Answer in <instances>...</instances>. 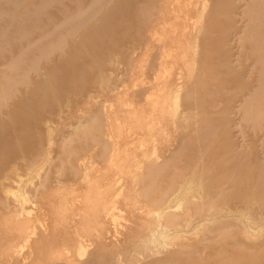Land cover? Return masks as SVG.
Listing matches in <instances>:
<instances>
[{"label":"rangeland","instance_id":"rangeland-1","mask_svg":"<svg viewBox=\"0 0 264 264\" xmlns=\"http://www.w3.org/2000/svg\"><path fill=\"white\" fill-rule=\"evenodd\" d=\"M16 1L0 0V181L11 169L21 183L1 181L0 264H264V98L250 96L261 66L245 6L258 0H153L149 21L136 0L133 18L91 29L110 1L73 33L63 20L103 0Z\"/></svg>","mask_w":264,"mask_h":264},{"label":"bare ground","instance_id":"bare-ground-1","mask_svg":"<svg viewBox=\"0 0 264 264\" xmlns=\"http://www.w3.org/2000/svg\"><path fill=\"white\" fill-rule=\"evenodd\" d=\"M77 2H76V5L75 6H79L80 5V1L79 0H76ZM110 1H112L113 2V7H112V9H111V11L109 12H107V13H102L101 14V17L99 18L100 19V23H99V25H95V26H93V27H90L91 29H94V28H97L99 31H104L105 29H110V28H112V27H114V26H116V27H119V26H117V25H119L120 23H122V21H127V19H131V18H133V15H135V13H134V10H133V6H134V4H135V2H136V0H103L102 1V3L100 4V5H97V6H95V9H94V14L93 15H91V16H87L86 15V19L85 20H83V19H81V16L82 15H84L85 14V12L84 11H75L73 14H71L69 17H66L64 20H63V22L64 23H66L68 26H69V30L68 31H70V33H73V32H76V30L78 29V28H80L81 26H84L85 25V23L86 22H88V21H90V19H92L93 17L95 18V14H97L99 11H100V9H101V6L103 5V4H105V3H107V2H110ZM152 1L153 0H150L149 1V3H148V6L146 7V9H145V13L147 14V16L146 17H148L149 16V18L147 19L148 21L151 19V17H152V15H151V13H150V11L152 10V6H153V3H152ZM162 1H164V0H162ZM11 2H12V4L14 5V7H16L17 6V4H18V2L16 1V0H11ZM45 2H46V0H42L40 3H39V5L40 6H43L44 4H45ZM162 3V2H161ZM248 3V2H247ZM258 5H256V4H252V3H250V5H249V3H248V6L247 5H245L246 6V8H248L249 9V22L252 24V25H250L249 26V29L250 30H255V29H257V32H256V35H254V41H255V45H253V47H252V51H251V55H254L253 53H256L257 54V58H256V60H257V62L258 63H260V66H261V75H260V86H259V89L256 91V92H253V93H251L250 94V96L252 97V99H255V98H261V97H263L264 98V39H263V37H262V39H261V34L260 33H258L259 31H258V27H260V26H262V25H264V0H258L257 2H256ZM74 4V3H73ZM203 5H204V3H202ZM231 4H232V2H231ZM20 5V4H19ZM196 4H193V8H196ZM202 6V5H201ZM205 6V5H204ZM203 6V7H204ZM19 7H21V6H19ZM72 7V6H71ZM80 7V6H79ZM158 7H159V5H158ZM198 7V6H197ZM256 7H260V9H262L263 10V12L262 13H259V12H255L254 14H252V11H253V9H254V11H255V8ZM64 8H66V6H64ZM170 8V7H169ZM193 8H191V9H188L187 10V14H189V15H191V14H193V13H197V10L196 9H193ZM74 9V8H73ZM80 8H78L77 10H79ZM159 9H161V8H159ZM202 9V10H201ZM200 10L201 11H203V8H201ZM70 9H68V11H69ZM172 10V9H171ZM154 11V10H153ZM215 11H216V9H215ZM125 12V13H124ZM205 12H206V10H205ZM210 12H213L212 10L210 11ZM21 13V12H20ZM27 13L28 14H31V12H28L27 11ZM63 13V12H62ZM66 13V12H65ZM208 13H209V11H208ZM243 13V12H242ZM40 14V11L37 9L36 11H34V15L37 17L38 15ZM49 14V13H48ZM124 14V15H123ZM153 14V13H152ZM213 14V16H217L219 13H212ZM215 14V15H214ZM221 14V13H220ZM122 15H123V17H122ZM155 15H156V13H155ZM240 15H241V13H240ZM24 16H27V15H24ZM162 16V15H161ZM160 16V18H161V20H163L162 19V17ZM186 16V15H185ZM202 16V15H201ZM49 17V16H48ZM47 17V18H48ZM51 17V16H50ZM212 17V16H211ZM228 17V16H227ZM121 18H122V21H121ZM153 18V17H152ZM159 15H157V16H155V20H157V22L159 21ZM187 18V17H186ZM190 18H191V16H190ZM210 18V17H209ZM214 18V17H213ZM217 18V17H216ZM52 19V18H51ZM54 19V18H53ZM80 19V20H79ZM211 19V18H210ZM36 20V19H35ZM40 20V19H39ZM59 20V19H58ZM81 20H83V24H80V21ZM189 20V19H188ZM214 20V19H213ZM247 20H248V18H247ZM246 20V21H247ZM14 21V20H13ZM153 22H154V20H152ZM187 21V20H186ZM215 21H216V19H215ZM54 22V21H53ZM74 22H76V23H74ZM152 23V22H151ZM161 23V22H160ZM163 23H166V22H162V24ZM186 23V22H185ZM6 24H8V23H6ZM55 24V23H54ZM155 24V23H154ZM208 24H210V23H208ZM2 25V24H1ZM5 25V24H4ZM37 25V24H36ZM121 25V24H120ZM193 26H195V21H194V23H193ZM207 26V25H206ZM209 26V25H208ZM153 27V26H152ZM158 27V26H157ZM214 28L215 27V23L214 24H210V26L208 27V28H206L205 29V31H202L204 34H206L208 31L210 32V30H208V29H210V28ZM150 28V27H149ZM193 28V27H192ZM195 28V27H194ZM0 29H1V32L2 33H6V30H7V27L6 26H1L0 27ZM201 29L203 30L204 28H202V26H201ZM216 29V31H218L217 30V28H215ZM150 30V29H149ZM157 30V29H156ZM200 30V29H199ZM48 31V30H47ZM112 31H114V29H112ZM151 31V30H150ZM155 31V30H154ZM215 31V32H216ZM27 31L25 30L24 31V33H26ZM52 32V34L53 33H55V31H51ZM107 32H109V31H106V32H103V33H107ZM115 32V31H114ZM153 32V31H152ZM196 32V31H195ZM208 32V33H209ZM44 33V32H43ZM21 34V33H20ZM258 34V35H257ZM22 35V34H21ZM86 36H88L89 35V30H88V32L85 34ZM103 34H101V36H102ZM153 35H154V33H153ZM45 37H46V35H44ZM181 36H183V38H184V43L186 42V37H185V35H182L181 34ZM192 36H193V38H192ZM103 37V36H102ZM252 38V37H251ZM191 43H193V42H195L197 39H196V36L195 35H191ZM159 41V40H158ZM162 42V41H161ZM197 42L198 41H196V46H197ZM222 42V41H221ZM210 43V42H209ZM253 43V42H252ZM222 44H223V42H222ZM184 45L185 44H180V46H181V48L182 47H184ZM194 45V44H193ZM160 46V45H159ZM164 46V45H163ZM200 46V45H199ZM198 46V47H199ZM213 46H215V45H213ZM240 46V45H239ZM52 47V46H51ZM194 47V46H193ZM192 47V48H193ZM164 48V47H163ZM201 48H203V56L204 57H207V59L206 58H204V60H202V63H200V66L201 67H204V68H207L208 67V64H210L209 63V61H208V64L206 65V60H211V58L213 57V55H211V50L210 49H212L211 48V46H206V44H204V45H202V47ZM214 48V47H213ZM50 49V48H49ZM217 49V48H216ZM194 50V49H193ZM209 50H210V52H209ZM213 50V49H212ZM24 51L25 50H21V52H20V54H24ZM195 51V53H196V49L194 50ZM202 51V50H201ZM246 51V50H245ZM44 52H46V47H42L41 48V53H44ZM182 53H183V55H186L187 53H186V51L184 50V49H182V51H181ZM217 52V51H216ZM253 52V53H252ZM194 53V52H193ZM202 53V52H201ZM208 53L210 54V56H212L211 58H209L210 56L208 55ZM19 54V55H20ZM162 54V53H161ZM164 54V53H163ZM19 55L17 56V58H11L10 59V61H9V64H8V68L9 69H11V70H14V69H17V67H15L16 66V64L18 63V61H19V59L18 58H20L19 57ZM205 55H207V56H205ZM163 56V55H162ZM200 56H201V54H200ZM158 57H159V54H158ZM161 58H163V57H161ZM160 58V59H161ZM206 59V60H205ZM32 60V62H33V64H35L36 63V60H34V59H31ZM216 60V59H215ZM254 60L255 59H253V62H254ZM183 61L184 62H186V63H188V59L187 58H185V57H183ZM161 62V61H160ZM194 62V61H193ZM221 63V62H220ZM235 63H236V60H235ZM165 64V63H164ZM218 64H219V62H218ZM226 64V63H225ZM239 63H237L236 65H238ZM210 65H212V64H210ZM250 66V65H249ZM163 67V66H162ZM34 68H35V66H34ZM57 68V67H56ZM56 68H54V70L56 69ZM160 68V67H159ZM204 68H203V70H204ZM158 69V68H157ZM209 69V68H208ZM215 68H213L212 70H214ZM157 71V70H156ZM156 71H154V72H156ZM215 71V70H214ZM207 74V70H204V71H201L200 73H199V75H202L203 77L205 76ZM215 74V73H214ZM260 74V73H259ZM154 76H155V74H154ZM157 76V75H156ZM195 76V75H194ZM198 76V75H197ZM207 76V75H206ZM52 77H53V75H52ZM199 77V76H198ZM168 78V77H167ZM179 78H180V76H179ZM182 78V77H181ZM202 78V77H201ZM171 79H173V78H171ZM203 80H204V78H203ZM202 80V81H203ZM214 80V79H213ZM199 82V80H197L196 79V82ZM202 81H200V82H202ZM197 82V83H198ZM160 83V82H159ZM177 85H178V83H177ZM179 85H181V84H179ZM178 85V87H180ZM159 86H161V85H159ZM201 86V85H200ZM160 88V87H159ZM186 89V88H185ZM192 91L191 92H193V89H191ZM190 92V93H191ZM177 93H179V92H177ZM209 93V92H208ZM178 95V94H177ZM249 95V94H248ZM192 97V96H191ZM194 102V101H193ZM255 107V106H254ZM255 109V108H254ZM243 116H246V115H243ZM206 123V122H205ZM208 123H206V125H207ZM214 130V129H213ZM0 141H1V136H0ZM68 151H70V150H68ZM217 160V159H216ZM225 162V161H224ZM233 164H235V162L233 163ZM232 164V165H233ZM154 165V164H153ZM231 165V166H232ZM238 165V166H237ZM237 165H233V167L231 168V170H227L228 172H227V174H226V168H222L221 170H222V172H223V174H225L226 175V178H227V180H229V181H231V179H233V178H237V176H239V175H237V174H240V173H242V172H240V167H239V164H237ZM152 165H149V167H151ZM230 166V167H231ZM154 167V166H153ZM239 167V168H238ZM11 168H13V166L11 167ZM165 168V167H164ZM10 169V168H9ZM156 169V168H155ZM229 169V168H228ZM239 170V172L240 173H238L237 171ZM7 172H4L5 174H3V177H1L2 178V180L3 181H6V182H8V181H17V179H16V177H11V175L12 174H10L11 172H13V173H15V174H13L14 176L17 174V172H14V170H6ZM9 171V172H8ZM16 171V170H15ZM157 172V171H156ZM221 172V173H222ZM149 173H151L152 174V176L154 175L153 173V171H150ZM163 173H165V172H163ZM150 175V174H149ZM149 175H147V176H149ZM163 176V175H162ZM220 176V175H219ZM18 178H20V177H18ZM264 178V177H263ZM153 179H155V178H153ZM1 180V181H2ZM21 180V179H20ZM215 180V179H214ZM263 180V179H262ZM1 181H0V183H1ZM18 181H19V179H18ZM264 181V180H263ZM174 182V181H173ZM18 185H20L19 183H21V181H19V183L18 182H16ZM261 183H263V182H261ZM2 184V183H1ZM0 184V186L2 187V188H4L5 187V185H1ZM151 184V183H150ZM154 184V183H153ZM175 184V183H174ZM177 184V183H176ZM213 184V183H212ZM18 185H17V188H18ZM152 185V184H151ZM172 185H173V183H172ZM215 185V184H214ZM152 186H154V185H152ZM213 186V185H212ZM260 186H262V187H260ZM260 192L261 193H264V184H260ZM177 187V186H176ZM20 188H21V186H20ZM170 188V187H169ZM150 189V188H149ZM148 189V190H149ZM146 190V189H145ZM216 190V189H215ZM9 192H12L15 196H16V191H12V190H8ZM22 191V190H21ZM174 191V190H173ZM173 191H172V193H173ZM19 192V191H18ZM150 192V191H149ZM222 192H223V190H222ZM217 193V192H216ZM218 193H219V195L218 194H215V196L217 195V197H222V194L220 193V191H218ZM146 194V193H145ZM163 194V193H162ZM196 194V193H195ZM164 195V194H163ZM171 195V194H170ZM261 195V194H260ZM24 196H26L25 194H18V197H16V198H18V202H19V206H20V210L19 211H21V212H29L28 210H25V206H23V205H25V203L27 204L28 202H27V198H25ZM215 196H213V198L214 199H216L215 198ZM158 197V196H157ZM193 197H194V194H193ZM162 196L161 195H159V198H154L153 199V201H151L152 203L151 204H156L158 201H162V208H163V212L165 213V217H167V218H169V221L171 222V221H173V218H174V220H175V217H177V216H174L173 214H170V213H167L168 211H167V208H169V204H168V200L169 199H165V196H164V201L162 200ZM209 198H210V196H209ZM208 199V198H207ZM211 199V198H210ZM213 199V200H214ZM29 201V200H28ZM206 201V200H205ZM209 201V200H208ZM215 201V200H214ZM189 204L192 206V208H193V210H195V211H197L199 208H198V204H202V203H197V202H195L194 200H193V198L191 199V198H189ZM213 204V203H212ZM157 205H159V204H157ZM160 205V206H161ZM159 206V207H160ZM203 206V205H202ZM203 208V207H202ZM201 208V209H202ZM208 210V209H207ZM203 211V210H202ZM201 210H200V212H202ZM199 213V212H198ZM185 218V217H184ZM177 219H179V218H177ZM176 219V220H177ZM169 221H168V223H169ZM177 222V221H176ZM173 223H174V221H173ZM178 223V222H177ZM170 224V223H169ZM168 224V225H169ZM173 225V224H172ZM247 225H248V223H247ZM166 234H163V236H165Z\"/></svg>","mask_w":264,"mask_h":264}]
</instances>
